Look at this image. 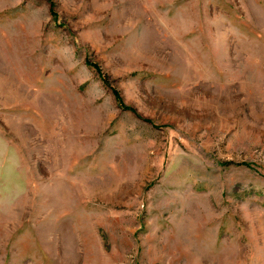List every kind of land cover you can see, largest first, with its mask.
Returning <instances> with one entry per match:
<instances>
[{
	"label": "rangeland",
	"instance_id": "374dc122",
	"mask_svg": "<svg viewBox=\"0 0 264 264\" xmlns=\"http://www.w3.org/2000/svg\"><path fill=\"white\" fill-rule=\"evenodd\" d=\"M0 264H264V0H0Z\"/></svg>",
	"mask_w": 264,
	"mask_h": 264
}]
</instances>
